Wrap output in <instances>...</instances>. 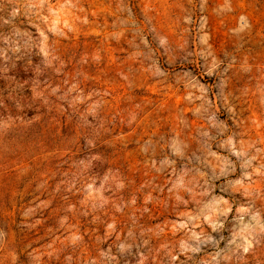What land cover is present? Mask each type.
Returning <instances> with one entry per match:
<instances>
[{
  "label": "rangeland",
  "instance_id": "obj_1",
  "mask_svg": "<svg viewBox=\"0 0 264 264\" xmlns=\"http://www.w3.org/2000/svg\"><path fill=\"white\" fill-rule=\"evenodd\" d=\"M0 264H264V0H0Z\"/></svg>",
  "mask_w": 264,
  "mask_h": 264
}]
</instances>
